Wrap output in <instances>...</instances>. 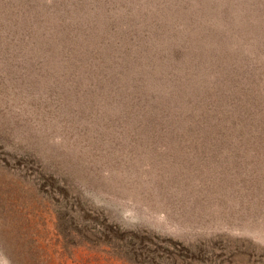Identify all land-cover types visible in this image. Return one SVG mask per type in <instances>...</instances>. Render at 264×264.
<instances>
[{"label": "rangeland", "instance_id": "obj_1", "mask_svg": "<svg viewBox=\"0 0 264 264\" xmlns=\"http://www.w3.org/2000/svg\"><path fill=\"white\" fill-rule=\"evenodd\" d=\"M47 2L23 35L10 20L16 10L0 0V264H264V107L239 118L217 149L186 150L178 133L162 140L169 149L133 154L107 127L151 133L155 112L138 108L139 95L111 109L91 97L89 86L106 92L120 85L112 83L118 74L83 67L88 53L76 38L86 37L74 25L88 22L96 33L87 39L97 42L120 29L147 32L156 40L150 51L191 54L205 71L246 85L252 102L260 69L238 57L264 33V0ZM84 4L89 13L74 19L72 6ZM6 33L21 40L11 54ZM107 45L92 53L116 59ZM221 56L238 58L235 75L219 66ZM169 64L173 86L183 68ZM205 118L210 127L213 117ZM237 135L246 143L233 146Z\"/></svg>", "mask_w": 264, "mask_h": 264}, {"label": "trees", "instance_id": "obj_2", "mask_svg": "<svg viewBox=\"0 0 264 264\" xmlns=\"http://www.w3.org/2000/svg\"><path fill=\"white\" fill-rule=\"evenodd\" d=\"M2 1L10 5L13 10H16L13 15H10V20L24 25L25 31L23 35L27 32L26 29L30 22L33 24L36 20L35 16L41 15L44 3L47 2V0H38V3H32V6H29L28 3L30 1L28 0ZM47 5L50 4L48 3ZM58 7H50L49 10L56 11ZM89 7L85 4L79 7L72 6L73 11H75L74 19H77L79 14L89 13ZM59 8L64 9L65 7L60 5ZM94 9L96 8H90L91 11H95ZM74 25L76 26V34L83 31L85 35L82 36L86 37L81 39L75 37L85 47L84 50L79 52L88 53L87 55H81L83 57L82 60L85 61L83 67H110V71L118 74V77L113 79L114 82L112 83H120V85L112 84V87L104 92V87L101 89L97 86V83L92 84L93 87L89 86L91 97L96 95L101 101L106 102L107 105L110 104L109 107L111 109L112 105H116L114 101L124 102L130 96L135 98L139 95L141 96V104L138 108L146 111L148 106L149 109L151 108L150 113L155 112L156 117L155 122L152 123L154 126L151 133H145L144 128L141 129L140 127L139 129L134 127L135 129H132V131L118 129L117 132L113 129L115 125L111 126V128L107 127L108 133L118 134V140H116L118 147L125 143L126 147L137 148L136 151L132 152L133 154L136 152L137 154L142 153V155L148 156L150 151L156 153L166 148L169 149L175 145L166 144V141L163 142L162 140L166 139L169 134L176 135L178 133H180L178 136L181 135L184 138L183 146L186 150L206 152L217 149L219 143L226 141L228 135H236L233 130L235 128L239 129L240 125L237 123L239 118L244 121L250 118L251 114H253V109H262L264 107V99L262 100L264 98V74L262 75V72L264 73V33L258 42L250 40L252 43L250 50L248 49L251 51L249 53L250 56L243 55L238 57L250 61L245 66H254L260 69V83L257 86L259 88V100L256 94V98L250 102V99H247L246 85H239L230 76L227 77L230 75L229 73L222 77L218 70L205 71L204 65L206 63H200L191 54L188 57H182V54L173 50V56L170 58L169 54L161 55V53L156 54L154 51H150V49H154L156 40L147 32L141 36L140 33L136 34L137 32L130 31V29H127L128 31L120 29V32L117 31V34L115 33V36L110 37L109 40L97 42L95 39H87L96 33L91 31L88 22L83 24L84 27L80 24ZM257 30L259 31L260 29ZM46 33H50L49 27H46ZM5 39L4 50L6 53L11 54L13 50L19 49L18 43L21 41L19 38L12 37L10 33H6ZM31 43L28 42L27 45ZM105 45H107L106 50L111 51L109 55L116 59H102L100 56L95 55V52L92 53V51H99ZM190 51L198 52L197 50ZM221 57L222 61L219 66L234 68L235 73L232 72V74L235 75L237 72L236 67H238L236 66V60L238 58L228 60L223 56ZM178 60L180 62L179 69L183 68L182 72L175 74L177 80L173 86H168L166 76L168 72H173V69L170 70L167 66L170 65L169 63H173V66L174 63L179 65ZM155 63L162 65L165 70H161L162 66L156 68ZM186 65L189 68H184ZM197 67L198 69H196ZM186 71H192L188 76L190 78L194 77V79L186 78L183 75ZM199 75L203 76V78H199ZM246 83L249 85L248 80H246ZM200 89H205L206 93H201ZM78 94H80V90H78ZM228 95H230L229 99H226L227 101L223 100ZM150 102L151 104H149ZM181 102L184 104L183 107L179 106ZM249 103H251L250 107ZM245 104L248 106L247 113H241V111L239 113L238 108L243 107ZM157 114H159V118H157ZM205 116L213 117V124H209L211 127L210 132H208L210 127L205 125ZM185 131H188L186 137L183 136ZM126 139H128V143L125 142ZM242 141L246 143V140L241 135L234 137L233 146L241 145ZM133 154L130 155L132 156Z\"/></svg>", "mask_w": 264, "mask_h": 264}]
</instances>
